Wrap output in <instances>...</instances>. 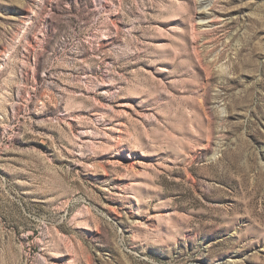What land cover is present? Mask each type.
Listing matches in <instances>:
<instances>
[{"label": "rangeland", "instance_id": "rangeland-1", "mask_svg": "<svg viewBox=\"0 0 264 264\" xmlns=\"http://www.w3.org/2000/svg\"><path fill=\"white\" fill-rule=\"evenodd\" d=\"M0 264H264V0H0Z\"/></svg>", "mask_w": 264, "mask_h": 264}]
</instances>
